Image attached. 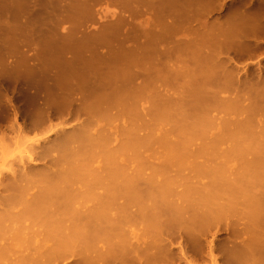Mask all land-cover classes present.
Returning a JSON list of instances; mask_svg holds the SVG:
<instances>
[{"label": "rangeland", "instance_id": "obj_1", "mask_svg": "<svg viewBox=\"0 0 264 264\" xmlns=\"http://www.w3.org/2000/svg\"><path fill=\"white\" fill-rule=\"evenodd\" d=\"M248 27L259 33L247 37ZM109 72L127 99L112 110L93 99ZM38 116L43 128L29 131ZM63 127L155 139L120 157L129 170L156 171L169 192H202L219 217L222 257L232 246L225 196L264 194V0H0L1 173ZM247 260L238 262L264 264L258 253Z\"/></svg>", "mask_w": 264, "mask_h": 264}, {"label": "bare ground", "instance_id": "obj_2", "mask_svg": "<svg viewBox=\"0 0 264 264\" xmlns=\"http://www.w3.org/2000/svg\"><path fill=\"white\" fill-rule=\"evenodd\" d=\"M248 28L242 29L247 37L258 32ZM222 42L224 49L226 40ZM116 77L109 72L93 95L110 110L127 100L111 82ZM46 121L38 116L27 129L40 130ZM10 130L15 138L21 136L20 128ZM161 140L160 146L168 145ZM154 141L128 134L119 140L106 129L92 127H63L34 140L15 167L13 161L9 172L0 171V264H174L179 255L184 264H240L241 256L247 261L255 253L264 257V194L225 196L221 211L229 218L232 246L218 258L219 217L202 200V192H169L155 184L156 171L129 170L120 157L127 149ZM171 153L178 161L183 155L181 150ZM173 251L179 253L175 261ZM188 253L195 259L188 260Z\"/></svg>", "mask_w": 264, "mask_h": 264}]
</instances>
